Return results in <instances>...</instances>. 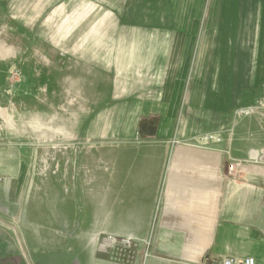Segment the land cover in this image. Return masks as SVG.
I'll use <instances>...</instances> for the list:
<instances>
[{
    "label": "rangeland",
    "instance_id": "374dc122",
    "mask_svg": "<svg viewBox=\"0 0 264 264\" xmlns=\"http://www.w3.org/2000/svg\"><path fill=\"white\" fill-rule=\"evenodd\" d=\"M115 10L108 0H0V251L20 253L23 264L60 252L75 264L161 258L154 239L139 245L107 233L103 206L93 202L94 177H106L93 174L107 167L104 152L122 151L130 134L150 137L142 125L157 117L125 110L149 86L128 87L141 69L120 62L129 53L137 58L140 48L123 39L141 32L123 25ZM192 80L188 73L185 92ZM249 89L221 96L229 110L218 125L241 151H259L250 157L264 161V79ZM185 108L186 94L179 121ZM97 218L99 229L91 223Z\"/></svg>",
    "mask_w": 264,
    "mask_h": 264
},
{
    "label": "crops",
    "instance_id": "0c3cea01",
    "mask_svg": "<svg viewBox=\"0 0 264 264\" xmlns=\"http://www.w3.org/2000/svg\"><path fill=\"white\" fill-rule=\"evenodd\" d=\"M108 5L123 25L141 32L140 38L123 39L140 48L137 58L129 53L120 63H130L129 71L141 69V76L130 77L129 88L149 90H140V99L125 110L134 118L160 120L156 136L128 135L122 151L104 152L107 167L93 170L106 173L98 181L94 177L98 187L93 186L106 232L139 245L154 239L161 256L156 264H216L227 256H254L264 264V161L251 158L259 151H241L238 140H228L218 125L229 110L221 96L249 94L264 79V0H108ZM188 73L193 80L185 92ZM185 94L186 113L179 121ZM210 134L215 135L206 137ZM100 221L91 223L99 229ZM0 264H23V256L0 251ZM41 264L75 263L60 252Z\"/></svg>",
    "mask_w": 264,
    "mask_h": 264
},
{
    "label": "built area",
    "instance_id": "2783aa9c",
    "mask_svg": "<svg viewBox=\"0 0 264 264\" xmlns=\"http://www.w3.org/2000/svg\"><path fill=\"white\" fill-rule=\"evenodd\" d=\"M235 164L229 166L230 170H234ZM217 264H258L257 259L254 256H247L243 259H238L232 256H227L217 262Z\"/></svg>",
    "mask_w": 264,
    "mask_h": 264
},
{
    "label": "water",
    "instance_id": "95a60500",
    "mask_svg": "<svg viewBox=\"0 0 264 264\" xmlns=\"http://www.w3.org/2000/svg\"><path fill=\"white\" fill-rule=\"evenodd\" d=\"M158 124H159V119L158 118L144 120V125H142L141 132L143 134L145 133L146 136H154V135L157 134Z\"/></svg>",
    "mask_w": 264,
    "mask_h": 264
},
{
    "label": "bare ground",
    "instance_id": "6f19581e",
    "mask_svg": "<svg viewBox=\"0 0 264 264\" xmlns=\"http://www.w3.org/2000/svg\"><path fill=\"white\" fill-rule=\"evenodd\" d=\"M259 155H260V154H259ZM259 155H258V156H259ZM258 156H257V157H258Z\"/></svg>",
    "mask_w": 264,
    "mask_h": 264
}]
</instances>
